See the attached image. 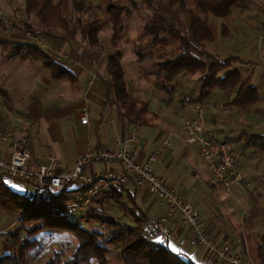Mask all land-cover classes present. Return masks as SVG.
I'll use <instances>...</instances> for the list:
<instances>
[{
    "label": "trees",
    "instance_id": "trees-1",
    "mask_svg": "<svg viewBox=\"0 0 264 264\" xmlns=\"http://www.w3.org/2000/svg\"><path fill=\"white\" fill-rule=\"evenodd\" d=\"M254 1L169 0L163 4L158 0H129L126 4L110 0L106 3L104 16L96 13L95 5L87 0H27V3L29 7L37 5L52 10L59 25L72 40H76V35L68 14L73 10L85 14V19H78V28L82 39L92 49L102 47L100 33L111 27L107 48L108 74L104 77L108 86V100L116 103L129 121L144 124L158 115L150 111L149 101L133 96L128 89L123 54L119 49L125 31V19L131 18L135 11L141 17L142 26L138 36L140 46L151 58L160 60L163 77L167 81L174 82L181 74L201 73L205 81L201 100L210 97L215 89H221L229 93L236 92L232 105L248 108L260 101L259 89L251 78L244 77L239 69L221 74L239 56L223 59L219 53L208 50L207 42H213L219 36L209 21L210 14L229 17L236 10L251 7ZM155 5L171 14H177V9L187 13L189 32L176 23H168L164 12L163 15L159 12L146 13L147 8ZM24 46L16 45L14 56L42 61L56 78L71 77L66 66L56 63L51 55L39 47L29 46L31 48L23 52ZM245 142L258 145L264 152V134L247 133ZM8 178L11 177L0 172V209L12 214L17 220L14 228L9 229L12 240L10 252L0 253V264H29L28 251L43 248L39 238L41 234L61 236L73 246L67 257L55 249L53 256L43 264H199L183 252L179 255L173 253L168 244L157 242L156 236L147 229L146 224L151 218L140 205L138 192L118 181L111 180L107 188L100 186L92 212L75 218L77 209L71 210L72 203L77 201L70 195L85 192L87 186L76 187L71 182L62 189H55L50 184L35 183L34 192L29 193L14 187ZM15 180L19 181V185L22 184V181ZM109 201L118 206L119 212L123 213L122 219L107 211L104 202ZM259 241L258 264H264V231L259 234Z\"/></svg>",
    "mask_w": 264,
    "mask_h": 264
},
{
    "label": "crops",
    "instance_id": "crops-1",
    "mask_svg": "<svg viewBox=\"0 0 264 264\" xmlns=\"http://www.w3.org/2000/svg\"><path fill=\"white\" fill-rule=\"evenodd\" d=\"M168 2L169 0L162 3L167 4ZM256 10L257 9L253 5L246 8L245 13L250 12V22L254 23V21L260 20L257 16L254 17L251 14ZM100 12L99 15L104 16L105 11L101 12L103 14H100ZM237 12H243V10ZM139 18L141 17L138 14H134L131 18H126L125 21L127 19H135L137 26L136 20ZM139 23L142 24V20L139 21ZM256 25L259 28L263 27L264 19L261 24L260 22L256 23L253 27ZM105 32L110 38L112 34L111 27H108ZM139 32L140 28H133L131 30V36L127 40H122L119 49L123 54V65L126 70L129 91L133 96L143 97L149 101L150 111L158 115L157 118L151 119L149 122L152 127L148 131V138H144L142 135V124L129 121V119L120 112L118 105L108 100V86L104 80V77L108 74V49L105 48L104 50L103 46L99 49H92L90 47L79 56L75 57V55H72L73 59H70L67 55V62L64 66L71 72V77L69 78L59 79L54 77L52 71L40 61L53 81L70 85L71 90H73L70 99L64 95L55 98V101L52 99V102H48V100L43 102V99L36 97L30 100L31 103L28 108L25 106L26 109L18 106H2L0 104V157L8 158L11 155L14 140L13 137H11L6 142L1 139V136L9 131L21 129L27 141L28 150L30 151L28 166L31 169H37L47 164L50 156H56L60 161L59 169L72 170L76 167L78 160L91 149H116L118 147L116 143L117 137H122L124 139V144L133 150L139 158L144 159L168 136V134L176 131L180 132L179 128L175 126H170L168 129L166 128L167 130H160L159 127L161 123L158 122L161 115L160 110H157V107H150V104L154 101L164 102L168 107H171L172 111L182 113L181 120L183 123L182 133H180L185 136V119L198 114L195 106L201 100L200 94L205 84L204 77L201 76L202 79L195 87H192L187 81L190 75L186 74H181L174 82L167 81L163 77V71L159 63L160 60L158 58H151L147 51L140 46L141 42L138 38ZM57 47L58 45L53 47L55 51L58 50L62 52V50H59ZM53 51L54 49L49 46L46 48L45 52L54 58ZM219 53L221 54V52ZM10 56H12L10 58H20L14 55ZM22 60L28 61L29 59ZM10 64L7 63V65ZM24 64L25 63H23L21 67H24ZM88 67L91 68L90 71ZM144 68L149 69L148 74H143ZM254 68V71H256L257 67L255 65ZM226 73L227 72L222 75ZM15 75L16 77L10 76L9 78L10 80L16 78L21 82L20 86H23L21 87V92L24 91L25 86H28V82L30 83L35 79L32 78L31 73L26 74L23 70L15 73ZM254 84L257 86L256 83ZM81 86L84 87L81 94L74 91H78ZM218 91L219 89H215L211 96L207 98L209 101L215 103L213 108L208 109L204 113V119L209 124V126L206 127L207 131L217 135H219L218 132L222 131L220 134L221 137L228 139L236 138L240 141L246 140L247 133L264 134V121L255 124L253 122H248L245 116L234 120L235 124L239 126L237 130L244 131L241 135L238 134L236 128L230 132V130L219 126L223 123L222 117L230 116L239 109L251 115L257 111H255L253 106L242 108L230 105V100L218 102V99L215 97L218 96L216 94ZM224 92L226 98L236 94L235 92ZM259 103H264V97L261 95ZM85 110L89 112L90 116V122L88 124H83L81 121V114ZM260 114L264 115V112L260 111ZM21 118L27 120L26 126L21 125ZM204 119L203 122L206 124ZM234 121L231 120L229 124ZM136 129H138V133L135 135ZM157 133V141L150 147V138ZM232 134L234 135L232 136ZM132 145L135 146V149ZM244 149L245 160L238 167V172H240L243 177L233 184L230 191H227L221 183H218L212 177L210 169H208V172L205 171L204 174L203 169L200 170L197 166H193L195 176L197 175L204 179L199 181V179L195 178V180L192 181L186 177L184 173L186 166L195 164L200 166L202 162L200 161L201 155L199 146L186 142L185 140H175L172 147L165 152L164 157H169V160L160 168V171L164 169V171L161 172L163 176L160 175V171L156 169L155 171L162 176L166 183L178 187L180 193L182 192V194H184V196L181 194L183 198L187 200L192 198V200H194L193 202L200 208L201 218L205 221L207 228L210 229L213 234L222 238L234 239L236 241L234 250L243 252L252 259L255 264H258L257 246L260 243L259 234L264 231V223L260 227H258L259 225L257 224L259 222H264V152L258 145H254L253 143L249 144L247 142L244 143ZM105 162L107 163L106 166ZM181 166L185 169L177 173L174 168L180 170ZM112 171L121 172L122 165L115 161L113 162L94 156L85 166L84 176L86 179L84 183L75 182L76 187L87 186L88 188V186L91 185V183H89L90 179H94L104 172ZM187 179L189 180V184ZM21 183L20 185L18 182L16 183L18 188L25 189L29 193L34 192L35 185L29 183L32 185V187H30L26 186L28 185L27 182L23 181ZM111 183L112 181H106L105 184L103 183L100 186L107 188ZM193 184L194 188L188 187V185L193 186ZM195 184L199 185L195 187ZM126 186L131 190L133 189L132 185ZM199 186L202 187L201 191H197ZM220 187L230 192L231 197L220 199L221 196L219 195L218 197L216 194ZM137 192L140 205L149 215L152 212H155L154 214L157 216L159 212L161 214L167 212L168 207L161 205L160 200L155 195L146 191ZM185 194H187V196H185ZM77 195H81V192L73 193L70 196L77 197ZM239 201H243L246 204L244 205V211L247 214V219L250 220L249 223L246 219L249 224L248 233L239 225L235 224L236 220H232L228 217L234 212L231 206ZM248 201L251 203L253 202L250 207L248 206ZM107 207L111 208L115 207V205H105V208L109 211ZM112 214L116 215V213ZM172 227L177 234V239L172 241L171 244H174L181 249V252L185 253L199 264H214L215 261L212 256H210L206 249L201 248L197 244L191 230L180 222L178 214H174L172 217ZM218 264L221 263L218 262Z\"/></svg>",
    "mask_w": 264,
    "mask_h": 264
},
{
    "label": "rangeland",
    "instance_id": "rangeland-1",
    "mask_svg": "<svg viewBox=\"0 0 264 264\" xmlns=\"http://www.w3.org/2000/svg\"><path fill=\"white\" fill-rule=\"evenodd\" d=\"M92 2L95 5V12L99 14V12H103L106 9V3L110 0H87ZM120 3L128 4L129 0H114ZM141 1V0H137ZM159 2H167L168 0H158ZM253 6L257 9L256 11L252 12L251 14L260 20L250 22L249 14L245 13L246 9H241L243 12H237L236 10L232 16L229 17H220L214 14H210L209 21L211 24L214 25L215 29L218 31V38L213 42H207V48L210 52L219 53L221 52L220 56L223 59H226L232 55H237L239 58L235 60L232 66L226 70H223L221 74H224L228 70H235L239 68V70L243 73L244 77H249L251 80L257 84L259 89L260 95L264 97V66L261 65L262 58L259 55L257 44H258V36L264 31V26L259 28L257 25L255 27L254 24L262 23L263 16H264V0H255ZM146 13L152 12H159L163 15L162 9L160 6H153L152 8L149 7L146 9ZM135 11V10H134ZM100 14H103L101 13ZM179 13V15H178ZM134 14H137L135 11ZM105 15V14H104ZM69 18L71 19L72 27L76 35V40H72L67 36V33L62 29V27L58 23V19L54 12L48 8H44L42 6L32 5L28 6L27 0H0V104L3 105H10V106H18L23 107L26 109L28 108L29 104L31 103L30 100L33 98H40L43 99V102L48 100V102H52V99L61 97L66 95L68 99L71 98L72 91L70 85L68 84H61L59 82H55L49 76V73L46 69H44L42 63L40 61H23L20 58H10L14 55L17 51L16 45L23 44L25 45L23 48L24 51H28L31 47L35 46L39 47L43 51H46V48L49 46L52 47L58 45V49L62 50L63 53L68 55L70 59H73L72 55L79 56L82 52L87 51L90 46L88 45L87 41H84L81 37V33L78 28V19H85L87 16L83 13H77L76 11H71L68 14ZM164 16L167 18L166 20L168 23H176L180 25L184 30L189 32L188 28V14L181 13L177 9V14H171L168 12H164ZM137 17V16H136ZM141 19V18H139ZM137 19V26L135 19H127L125 23V31L122 35V39L127 40L131 36V30L133 28H140L142 24L139 23ZM71 25V24H70ZM129 28V29H128ZM257 29V30H256ZM102 33V35H101ZM100 33V37L103 43V48H108L110 40L107 36L106 32L103 31ZM140 33V32H139ZM190 34V33H189ZM56 48V49H57ZM58 51V50H57ZM61 52V51H60ZM69 52V53H68ZM11 59V60H10ZM10 63V65H7ZM24 64V67L21 65ZM260 63V64H259ZM18 64V65H17ZM257 67L256 71H254V65ZM5 65V66H4ZM61 65V64H60ZM22 68V69H21ZM44 69V71H43ZM23 70L24 72L31 73L32 82H28V86H25L24 91L21 92L20 86L21 82L19 80L12 79L10 80V76L16 77L15 73L20 72ZM253 71V72H252ZM149 69L144 68L143 74H148ZM202 74L197 73L195 75H190L189 79L187 80L192 87H195L201 78ZM8 78V79H7ZM83 86L80 87L78 91L79 94L82 93ZM233 93V92H232ZM236 93V92H235ZM218 96H215L218 102L227 101L232 103L236 94L231 97L226 98L224 90H220L216 92ZM26 99V100H24ZM24 100V101H23ZM232 105V104H230ZM26 106V107H25ZM150 107L156 108L160 110V117L158 122L161 123V129H168L170 126L178 127L180 132L182 133V113L178 111H172L171 107H168L164 102H153L150 104ZM252 107V106H251ZM253 108L255 109L254 114H249L242 112V110H237V112H233L230 116L222 117V128L230 130L232 132L235 128L236 130L239 128L237 124H235L236 119H240L242 116H245V119L248 122H253L257 124L258 122L264 121V115L260 114V111L264 112V103H259V101L253 104ZM84 112V111H83ZM82 112V114H83ZM156 112V111H155ZM81 114V116H82ZM204 119V117L202 118ZM234 121L229 124L230 121ZM205 121V119H204ZM204 123L205 127H208L209 124L207 121ZM142 126V132L144 138H148L147 134L149 129L152 127L149 123H144ZM158 128V129H159ZM185 128V122H184ZM166 129V130H167ZM158 131V130H156ZM186 131V130H185ZM238 134H243V130H237ZM180 132L176 131L172 134H168V136L157 145L160 146L165 140L169 139L170 144L163 148L159 157L155 162V169L160 171L161 166L169 160V157H164L165 152L168 151L169 148L172 147L175 140L181 139L189 142L187 140V136L181 134ZM221 132H218L220 138L224 139L225 137H221ZM234 134H232L233 136ZM158 138V133L154 134L149 141L150 147L155 144ZM163 138V137H162ZM178 138V139H177ZM147 144V141H146ZM193 144V143H192ZM198 145V144H195ZM135 149V146L132 145ZM171 146V147H170ZM199 146V145H198ZM156 147V148H157ZM194 147V146H193ZM195 148V147H194ZM196 149V148H195ZM200 149V146H199ZM154 150V149H153ZM56 157V156H55ZM200 166L198 164L195 165H188L185 168L181 166L180 170L178 168H174L177 173L182 172L185 169V174L188 179L194 181L195 178L203 180V177L195 176V170L193 166H197L200 170L203 169L208 172L207 164L200 158ZM107 163L105 162V166ZM104 166V164H103ZM182 170V171H181ZM164 169H161V172ZM163 176V175H162ZM200 177V178H199ZM188 184H189V180ZM8 182L13 186H17V182L13 178H8ZM34 185V184H32ZM31 184L28 183L26 186L32 187ZM199 184H195V187ZM190 188H194V184L188 185ZM134 189V186H133ZM132 189V190H133ZM202 187L199 186L197 191H201ZM196 191V192H197ZM188 193V192H187ZM182 194V192H181ZM217 196H221L222 198L231 197L230 192H227L223 187L218 188ZM97 194L96 196H98ZM184 196V194H182ZM89 198L85 192H82L81 195H77L73 198L74 201L79 202V206L77 211L75 212L74 217H81L84 215H88L92 212L95 208V197ZM187 196V194H185ZM90 199L87 201V199ZM192 202V198L190 199ZM249 202V201H248ZM221 203V202H220ZM253 202H249L248 206L250 207ZM115 205L112 201L107 203L104 202V206ZM245 202L239 201L236 202L231 208L234 209L232 215L228 217L232 220H236L235 224L239 225L241 228L244 229L245 232H249V224L250 220L247 219V214L244 211ZM222 206V205H221ZM109 208V212L116 213L122 219L123 213L119 212L118 206L115 207H107ZM152 212L150 216L156 217L157 215ZM159 214H161L159 212ZM158 214V215H159ZM203 216V215H202ZM125 218V216H124ZM248 222H247V220ZM17 218L12 214H7L3 210L0 209V253H9L10 247L9 244L12 241L10 236V230L13 229L14 225L16 224ZM123 222L126 224V220L124 219ZM264 222L257 223L260 227ZM98 225V224H97ZM243 226V227H242ZM253 226V225H252ZM101 227V226H100ZM108 231L106 228H102ZM39 238L42 240L43 248L39 251L36 250H29L27 253L28 262L29 264H43L48 258L52 257L54 254V250H60L64 253V256L67 257L70 251L72 250L73 246L69 244L66 240H64L61 236L58 235H51V234H41ZM199 247V246H198ZM258 263V262H257Z\"/></svg>",
    "mask_w": 264,
    "mask_h": 264
},
{
    "label": "built area",
    "instance_id": "built-area-1",
    "mask_svg": "<svg viewBox=\"0 0 264 264\" xmlns=\"http://www.w3.org/2000/svg\"><path fill=\"white\" fill-rule=\"evenodd\" d=\"M257 49L262 58L261 64L264 65V31L258 36ZM53 55L56 63L65 65L67 62V55L64 53L54 50ZM88 70L90 71L91 68L88 67ZM213 106L214 104L209 101L200 103L196 106L199 114L186 119L187 140L200 146L201 157L208 165L212 177L230 190L235 182L242 179L238 167L245 158V152L236 141L221 139L206 131L202 122L203 113ZM81 121L83 124L90 122L87 110L82 114ZM20 123L26 126L27 120L21 118ZM137 132L135 131V135ZM11 137L14 139L11 155L8 158L0 157V172L11 178L32 184H50L55 189H62L71 182L84 183L86 179L84 176L85 166L94 156L119 162L122 165L121 172H104L100 176L90 179L91 185L86 189V194L93 196L98 193L100 185L105 184V180L109 178L126 185L132 184L140 191L155 195L161 205L168 207L166 213L149 220L146 224L147 229L159 239L162 238L165 243L177 238L172 227V216L174 213H178L181 223L191 230L197 244L206 249L214 259L223 264H254L245 254L234 251V240L215 236L201 218L199 208L193 202L185 200L176 186L167 184L155 172L154 164L163 148L170 144L169 139L151 151L146 158L141 159L124 144L123 138L118 137L116 149H91L78 160L74 169L66 170L59 169L60 161L55 156H50L49 162L37 169L29 168L30 151L22 130L9 131L2 135L1 139L7 142ZM78 206V203L72 204L71 211Z\"/></svg>",
    "mask_w": 264,
    "mask_h": 264
},
{
    "label": "bare ground",
    "instance_id": "bare-ground-1",
    "mask_svg": "<svg viewBox=\"0 0 264 264\" xmlns=\"http://www.w3.org/2000/svg\"><path fill=\"white\" fill-rule=\"evenodd\" d=\"M53 59H54V58H53ZM259 64H260V63H259ZM261 65H262V64H261ZM263 66H264V65H263ZM205 101H209V100H208V99L200 100V101L196 104V106H197L198 104H200V103L205 102ZM209 102H211V101H209ZM211 103H213V102H211ZM213 104H214V106H215V103H213ZM196 106H195V109H196ZM214 106H213V107H214ZM213 107H212V108H213ZM196 110H197V109H196ZM197 112H198V110H197ZM205 112H206V111H205ZM205 112H204V113H205ZM204 113H203V117H204ZM198 114H199V113H198ZM198 114H197V115H198ZM193 116H196V115H193ZM190 117H192V116H190ZM203 117H202V118H203ZM187 118H189V117H187ZM187 118H186V119H187ZM186 119H185V121H186ZM202 122H203V119H202ZM203 124H204V122H203ZM204 127H205V125H204ZM205 129H206V127H205ZM185 130H186V129H185ZM136 131H138V129H136ZM206 131H207V130H206ZM207 132H209V131H207ZM137 133H138V132H137ZM173 133H174V132H173ZM173 133H170V135L173 134ZM215 135H216L217 137L220 138L219 135H217V134H215ZM186 136H187V133H186ZM117 138H118V137H117ZM117 138H116V139H117ZM121 138H122V137H121ZM221 139H222V138H221ZM224 139H228V138H224ZM229 140H234V141H236V142H237V143H238V144L244 149V143H245L244 140H243V141H242V140L240 141L239 139H236V138H235V139H229ZM166 147H167V146H166ZM155 149H156V148H155ZM155 149H154V150H155ZM132 151H133V150H132ZM152 151H153V150H152ZM133 152H134V151H133ZM244 152H245V149H244ZM148 155H149V154H148ZM200 155H201V154H200ZM201 158H202V157H201ZM202 160H203V159H202ZM244 160H245V158H244ZM244 160H243V161H244ZM243 161H242V162H243ZM113 162H114V161H113ZM115 162H116V161H115ZM118 163H119V162H118ZM240 165H241V164H240ZM207 166H208V165H207ZM208 168H209V167H208ZM154 169H155V164H154ZM155 172H156V171H155ZM156 173H157V172H156ZM239 173H240V172H239ZM157 174H158V173H157ZM240 174H241V173H240ZM158 175H159V174H158ZM159 176H160V175H159ZM161 177H162V176H161ZM241 177H243L242 174H241ZM111 180H114V179H110V178H109V179H106L105 182H106V181H111ZM163 180H164V179H163ZM115 181H117V180H115ZM118 182L121 183V184H123L125 187H127L126 184H124V183H122V182H120V181H118ZM218 183H219V182H218ZM167 184H168V183H167ZM128 185H132V184H128ZM170 185H171V184H170ZM222 185H223V184H222ZM132 186H134V185H132ZM173 186H174V185H173ZM223 186H224V185H223ZM232 187H233V186H232ZM232 187H231V189H232ZM177 188H178V187H177ZM224 188H225L227 191H230V190H231V189L228 190L225 186H224ZM129 189H130V188H129ZM134 189H135L136 191H140V190H138L135 186H134ZM178 189H179V188H178ZM179 191H180V190H179ZM85 193H86V190H85ZM98 193H99V192H98ZM98 193H96V194L93 195V196H89V198L91 199L92 197L96 196ZM148 193H149V192H148ZM150 194H151V193H150ZM152 195H153V194H152ZM180 195H181V193H180ZM181 196H182V195H181ZM89 198L87 199V201L90 200ZM184 199H185V198H184ZM185 200H187V199H185ZM188 201H190V200H188ZM191 202H192V201H191ZM76 203H77V202H76ZM193 203H194V202H193ZM72 204H74V203H72ZM194 204H195V203H194ZM78 205H79V203H78ZM195 205H196V204H195ZM164 206H165V205H164ZM196 206H197V205H196ZM197 207H198V206H197ZM77 208H78V207H77ZM77 208H76V209H77ZM198 208H199V207H198ZM199 210H200V208H199ZM200 213H201V211H200ZM162 214H164V213H162ZM162 214H160V215H162ZM174 214H178V213H174ZM174 214H173V215H174ZM160 215H158V216H160ZM158 216H156V217H158ZM156 217H154V218L150 217V218H151L150 220H153V219H155ZM172 217H173V216H172ZM179 220H180V219H179ZM180 222H181V221H180ZM204 222H205V221H204ZM205 224H206V223H205ZM209 230H210V229H209ZM174 231H175V230H174ZM210 231H211V230H210ZM211 232H212V231H211ZM175 233H176V232H175ZM191 233H192V232H191ZM153 235H154V234H153ZM176 235H177V234H176ZM192 235H193V234H192ZM214 235H215V234H214ZM155 236H156V235H155ZM215 236H216V235H215ZM193 237H194V236H193ZM217 237H219V236H217ZM156 238L159 239L157 236H156ZM220 238H222V237H220ZM176 239H177V238H176ZM176 239H175V240H176ZM194 239H195V238H194ZM229 239H231V238H229ZM175 240H173V241H175ZM231 240H234V239H231ZM234 241H235V240H234ZM171 242H172V241H171ZM171 242L164 243V244H169V243H171ZM235 245H236V241H235ZM234 247H235V246H234ZM201 248H202V247H201ZM206 251H207V250H206ZM234 251H236V250H234ZM236 252H238V251H236ZM241 253H243V252H241ZM243 254H244V253H243ZM246 256H247V255H246ZM247 257H248V256H247ZM212 258H213V257H212ZM248 258H249V257H248ZM249 259H250V258H249ZM213 260H214V261H217V262H220V261H218V260H216V259H214V258H213ZM250 260L252 261V259H250ZM252 262H253V261H252ZM220 263L223 264L222 262H220ZM253 263H254V262H253ZM254 264H255V263H254Z\"/></svg>",
    "mask_w": 264,
    "mask_h": 264
},
{
    "label": "snow or ice",
    "instance_id": "snow-or-ice-1",
    "mask_svg": "<svg viewBox=\"0 0 264 264\" xmlns=\"http://www.w3.org/2000/svg\"><path fill=\"white\" fill-rule=\"evenodd\" d=\"M14 187H18V186H14ZM157 242L162 244V245L165 243V241L162 238L158 239ZM167 246H168L169 250L172 251L173 253H175L177 255L181 254V249L176 247L174 244L169 243Z\"/></svg>",
    "mask_w": 264,
    "mask_h": 264
}]
</instances>
